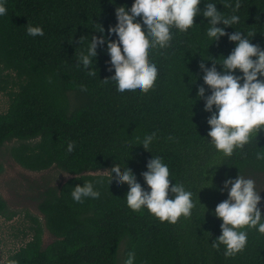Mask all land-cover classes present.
<instances>
[{
	"label": "trees",
	"instance_id": "obj_1",
	"mask_svg": "<svg viewBox=\"0 0 264 264\" xmlns=\"http://www.w3.org/2000/svg\"><path fill=\"white\" fill-rule=\"evenodd\" d=\"M134 2L7 0V14L0 16V93L9 95L10 106L0 113V148L7 147L29 171L56 167L71 175L61 185L40 190L37 207L43 223L32 218L30 238L9 258L19 264H124L134 252L135 264H264V233L256 228L246 229V247L234 255L226 256L223 245L211 246L221 234L222 220L214 210L227 198V190L221 191L223 181L239 172L264 174V130L224 156L209 141L210 113L204 110V100L197 99V89L204 85L201 60L227 56L234 42L225 35L209 46L204 34L208 21L202 15L194 18L201 26L185 32L173 28L170 44L150 52L158 76L147 92H117L109 79L114 70H109L106 47L98 48L91 73L77 66L91 35H99V24L107 34L117 22L115 8L131 9ZM215 2L225 15L232 12L224 0ZM238 14L240 21L233 27L264 48V0H241ZM27 23L42 26L44 35H29ZM233 27L226 31L233 32ZM205 63L211 66V61ZM152 132L157 138L145 150L137 137ZM69 141H74L71 152ZM152 155L169 165L172 183L182 182L193 192L191 216L172 223L147 209L132 210L125 199L127 184L117 185L113 178L110 185L107 175H89L127 166L147 188L141 173ZM85 180L100 192L98 200L72 199V187ZM98 180L103 183L96 184ZM0 216L7 221L18 216L1 194ZM44 227L54 238L47 245Z\"/></svg>",
	"mask_w": 264,
	"mask_h": 264
},
{
	"label": "clouds",
	"instance_id": "obj_2",
	"mask_svg": "<svg viewBox=\"0 0 264 264\" xmlns=\"http://www.w3.org/2000/svg\"><path fill=\"white\" fill-rule=\"evenodd\" d=\"M201 2L135 0L131 9L126 5L116 7V24L110 25L105 34L104 27L98 23L96 32L99 35H91L86 50L79 53L77 66H83L91 73L98 48L106 47L110 57L109 70H114V76L109 79L115 83L117 92L121 95L147 92L154 87L158 76V67L149 58L150 52L170 44L174 36L173 28L185 32L194 25L201 26L194 23V18L202 15L208 21L204 25V34L210 41L209 46L225 35L235 44L227 56L217 58L209 55L207 60H201L202 79L210 92L206 94L204 85L197 89V99L204 100V110L210 113L207 119L209 141L218 152L230 156L234 149L243 147L264 130V48L252 43L248 35L233 27L240 21L238 10L241 0H224L225 6L232 9L228 15L217 9L215 0H204L203 10ZM6 4L7 0H0V16L7 14ZM228 26L235 30L228 33ZM26 31L31 36L44 35L42 26L38 24L27 23ZM112 34H115V39H110ZM206 61H211V66H206ZM217 65L221 66L220 70ZM195 82L196 77L191 83ZM156 138V132L146 133L142 139L137 137L145 150ZM73 149L74 141H69L67 151ZM146 169L141 175L147 188L127 166L97 170L89 172V175H107L110 185L113 178L117 185L127 184L129 190L125 199L132 210L147 209L161 221L172 223L181 216H191L196 203L193 192L182 182L172 183L169 165L163 157L152 155ZM101 183L102 180L96 181V184ZM224 190H227V198L220 201L214 210V215L222 220L221 234L211 246L219 248L223 245L225 255L230 256L246 247L247 228H256L259 233H264V216L259 206L261 191L264 190H259L253 178L240 172L235 178L226 177L221 191ZM100 195L91 180L83 181L82 186L76 184L71 191L72 199L77 202H83L85 198L98 200ZM6 264H19V261L8 258ZM124 264H135L134 252L127 254Z\"/></svg>",
	"mask_w": 264,
	"mask_h": 264
},
{
	"label": "rangeland",
	"instance_id": "obj_3",
	"mask_svg": "<svg viewBox=\"0 0 264 264\" xmlns=\"http://www.w3.org/2000/svg\"><path fill=\"white\" fill-rule=\"evenodd\" d=\"M9 106V95L0 93V113L6 112ZM0 169V194L11 208L18 211V216L12 221L0 216V264H6L11 253L30 238V227L34 225L32 218L38 217L43 223V216L37 207L40 190L45 186L61 185L71 178V175L65 176L66 172L56 167L41 172L29 171L9 155L7 147L0 148ZM251 178L256 181L259 190H264V174ZM261 195H264V191H261ZM26 233L28 237H25ZM53 240L45 228V244Z\"/></svg>",
	"mask_w": 264,
	"mask_h": 264
}]
</instances>
